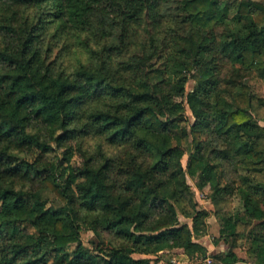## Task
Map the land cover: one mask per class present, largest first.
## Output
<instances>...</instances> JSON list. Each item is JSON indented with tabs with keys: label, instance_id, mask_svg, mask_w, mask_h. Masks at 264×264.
Returning <instances> with one entry per match:
<instances>
[{
	"label": "trees",
	"instance_id": "obj_1",
	"mask_svg": "<svg viewBox=\"0 0 264 264\" xmlns=\"http://www.w3.org/2000/svg\"><path fill=\"white\" fill-rule=\"evenodd\" d=\"M222 1L0 0V264H155L171 250L264 264V0ZM44 30L79 39L89 61L56 66ZM188 176L232 200L215 240L227 251L195 240L209 213Z\"/></svg>",
	"mask_w": 264,
	"mask_h": 264
},
{
	"label": "rangeland",
	"instance_id": "obj_2",
	"mask_svg": "<svg viewBox=\"0 0 264 264\" xmlns=\"http://www.w3.org/2000/svg\"><path fill=\"white\" fill-rule=\"evenodd\" d=\"M223 0L222 2H225ZM37 10V9H34ZM10 39L9 34L5 31L0 30V41L4 42ZM41 47L45 54L48 55L49 60L52 61L56 66L65 68L67 71H72L73 68L79 63H87L89 61V50L79 39L69 35H62L55 37L53 36V31L44 30ZM225 71L224 69L219 70V74ZM252 81V84L255 86L254 89L257 93H264V81H259L257 83ZM196 82L193 79L188 80L186 88L187 92L193 91L195 88ZM186 114L189 119L185 123L188 127L189 136L186 140L185 148L186 153L182 159L184 167H187L188 160L190 156L196 153L197 142L194 140V136L191 133L192 124L195 121L190 109L187 108ZM264 124V121L261 122ZM87 145L93 143L92 140L88 139ZM62 152L60 153L61 158ZM188 182L192 186V189L195 191V199L198 201L199 208L208 211L209 215L206 219L208 226V232L206 235L201 237H196L195 240L205 245L210 254H215L228 250V246L220 241L216 244L215 240L220 235V228L222 224V219L227 217L230 214L234 213L233 202L229 199L227 195H222L217 198H213V195L210 192H201L196 187V180L188 176ZM45 196L49 197L56 207H61L64 205L63 202L50 190H46L44 193ZM235 206H239L236 202ZM181 223H187L191 225V219L186 218L182 215L179 216ZM248 233V227L246 225L239 226V236H238V247L237 252L240 256H246V250L248 248V241L246 239ZM82 242L85 246V249L88 252L96 253L97 246L99 244V239L95 236L92 231L84 230L81 233ZM77 248V243L70 244L67 249L72 254ZM135 257H142L139 254H134ZM153 259L155 264H187L190 263L189 257L182 253L179 250L166 251L164 253H158L156 255H149ZM212 263V259L208 258L205 261V264ZM243 264H254L251 260H246Z\"/></svg>",
	"mask_w": 264,
	"mask_h": 264
},
{
	"label": "crops",
	"instance_id": "obj_3",
	"mask_svg": "<svg viewBox=\"0 0 264 264\" xmlns=\"http://www.w3.org/2000/svg\"><path fill=\"white\" fill-rule=\"evenodd\" d=\"M264 125V124H263ZM236 264H243V262H239V263H236Z\"/></svg>",
	"mask_w": 264,
	"mask_h": 264
}]
</instances>
